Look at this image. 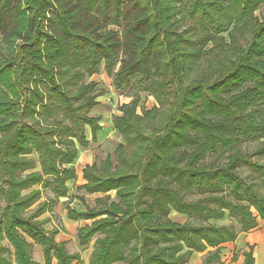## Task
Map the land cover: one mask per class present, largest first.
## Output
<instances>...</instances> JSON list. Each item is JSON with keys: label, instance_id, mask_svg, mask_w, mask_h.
<instances>
[{"label": "trees", "instance_id": "trees-1", "mask_svg": "<svg viewBox=\"0 0 264 264\" xmlns=\"http://www.w3.org/2000/svg\"><path fill=\"white\" fill-rule=\"evenodd\" d=\"M262 5L0 0V264H35L33 245L44 264H81L39 217L67 197L78 149L101 131L89 113L106 91L86 83L100 67L132 99L112 117L113 156L81 171L93 207H65L69 221L89 222L76 235L80 247L95 239L89 264H187L205 252L201 264H220L226 245L255 231L264 221ZM45 190L53 198L38 203ZM254 248L242 264H254Z\"/></svg>", "mask_w": 264, "mask_h": 264}, {"label": "rangeland", "instance_id": "rangeland-1", "mask_svg": "<svg viewBox=\"0 0 264 264\" xmlns=\"http://www.w3.org/2000/svg\"><path fill=\"white\" fill-rule=\"evenodd\" d=\"M257 17L264 20V5L260 6L256 13ZM7 32V31H6ZM1 41V39H0ZM93 81L97 84L98 89H104L106 94L97 99L99 105L95 107L90 113V116H99L102 120L99 122L101 131L97 134L96 142H90L87 149H80L84 155H80L78 160L74 163V169L76 170L77 178L74 181L66 183L68 193L67 197L58 199L53 208H50L49 212H45L39 217V220L43 221V227L46 231L57 230L58 233H62V239H67L68 251L76 252L80 250L76 233L81 227L80 222H70L66 219L65 207L68 206L77 211L85 210L86 207L92 208L94 200L97 195H87L82 190H79V186L82 183L81 170L82 168L91 163L99 164L105 159L107 155L113 156V151L116 145L121 141L120 136L112 128V117L118 115V107L123 103H128L132 99V92L128 88L123 90H116L112 85V78L108 77L104 70L100 67L97 74L86 80V83ZM154 104L152 98L142 95L141 106L144 108H150ZM101 115V116H100ZM87 137L90 141L89 129L86 128ZM32 158L36 161V169L39 171V165L36 155H32ZM264 161V158L262 159ZM33 189H38L34 187ZM110 196L113 198L114 193L111 192ZM75 197H83V201L80 202ZM52 194L45 190L42 191V197L38 203L52 199ZM3 203L0 202V207ZM33 208V207H32ZM171 219L176 222H183L185 219L180 215L171 213ZM66 224V225H65ZM221 225H228L229 221L224 218L220 221ZM57 238V236H56ZM57 240V239H56ZM59 241V238H58ZM94 239L90 241L92 244ZM3 246L11 247L6 241ZM247 245H254V264H264V221H259L258 228L247 234H240L238 239L232 243L226 245L220 252V264H242L243 254L247 252ZM12 252V249H11ZM205 253L193 255L187 264H201ZM81 258V255H80ZM11 264H14L13 257L9 258ZM32 260L35 264H42L41 249L33 245L32 247ZM54 263V262H53Z\"/></svg>", "mask_w": 264, "mask_h": 264}, {"label": "crops", "instance_id": "crops-1", "mask_svg": "<svg viewBox=\"0 0 264 264\" xmlns=\"http://www.w3.org/2000/svg\"><path fill=\"white\" fill-rule=\"evenodd\" d=\"M101 116V115H100ZM104 118V117H103ZM102 118V119H103ZM101 119V120H102ZM89 134H90V132H89ZM86 136H87V133H86ZM87 139H88V137H87ZM90 139H91V136H90ZM89 140V139H88ZM90 144V143H89ZM82 150H84V149H82ZM80 155H84V151H83V153L81 152V154H80V149H78V154H77V158H76V160H78V158H79V156ZM76 160H75V162H76ZM74 162V163H75ZM74 163H73V167H74ZM87 165H89V164H87ZM86 166V165H85ZM84 166V167H85ZM83 167V168H84ZM82 168V169H83ZM76 171V170H75ZM82 171V170H81ZM84 182L82 181V183H81V185L83 184ZM67 219V218H66ZM68 220V219H67ZM69 221V220H68ZM71 222V221H70ZM78 222H80V225H81V227H83L84 225H86V224H89V222H83V221H78ZM66 225V224H65ZM80 227V228H81ZM57 231V230H56ZM62 235V233L61 232H59L58 233V231H57V238H56V236H55V241L57 242V243H64L65 244V249H66V251H67V253H69V254H78L79 256L81 255V264H89V258H90V255H91V252H92V250H93V244H94V241H95V239H94V241H93V243L91 244L90 242L86 245V246H84V247H80V250L78 249V251H76V252H69L68 251V245H69V243L67 242V239H62L63 237L61 236ZM76 235H77V233H76ZM58 238H59V241H58ZM77 238V237H76ZM57 239V240H56ZM79 245V244H78ZM193 255H196V254H193ZM192 255V256H193ZM54 262V263H53ZM52 262V264H55V261H53ZM42 264H44V263H42Z\"/></svg>", "mask_w": 264, "mask_h": 264}]
</instances>
